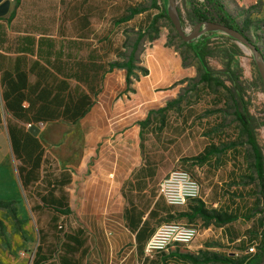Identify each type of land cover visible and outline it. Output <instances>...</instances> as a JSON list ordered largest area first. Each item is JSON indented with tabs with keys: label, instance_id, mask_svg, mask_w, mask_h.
I'll list each match as a JSON object with an SVG mask.
<instances>
[{
	"label": "crops",
	"instance_id": "0c3cea01",
	"mask_svg": "<svg viewBox=\"0 0 264 264\" xmlns=\"http://www.w3.org/2000/svg\"><path fill=\"white\" fill-rule=\"evenodd\" d=\"M150 1L149 6L136 8V0H21L18 5L10 2L8 14L0 17V201L14 203L19 220L29 221L27 204L30 206V203L20 178L22 163L16 157L10 129L28 131V122L9 112L2 76L12 79L13 88L15 79L17 90L24 85L21 92L26 98L21 105L34 110L32 114L37 115L40 109L62 110L42 115L45 121L37 126L40 132L36 137L44 150V158L50 161V168L57 165L59 172L68 171L61 164L72 160L66 161L61 154L70 143L71 125L85 122L82 129L97 132L102 125L97 120L100 110H105L107 121L106 110H129L134 106L133 93L127 92L121 99L119 96L128 89L127 67L134 53L136 32L137 37L142 35L138 41L143 47L142 63L137 65L152 78L143 81L138 92L150 93L161 83L193 75V69L184 64L183 56L169 44L166 35L151 42L150 26L163 8L156 9L154 1ZM193 1L204 3V0ZM222 2L239 7L264 4V0ZM162 5L165 6L164 0ZM187 7L190 10L191 6ZM125 53L128 57H124ZM139 69L133 68L132 72L139 74ZM72 97H84L83 108L87 110L74 124L60 117ZM183 108L186 109L182 111ZM183 108L179 106L177 116L171 120L166 117L163 123V126L174 124V128L166 130L176 131L179 136L162 140L170 143V148L181 141H189L191 146L200 139L206 143L198 152L144 153L145 163L122 183V197L101 200L111 202L112 207L105 208L103 213L114 216L119 228L110 230L114 244L107 253L98 256L99 264H245L249 258L247 249L253 242L258 244L256 256L260 253L264 245V219L259 181L246 183V179L256 178L257 174L255 177L248 172L245 153L238 146L228 144L223 148L222 144L231 134L223 128L219 112L222 104L187 102ZM48 116L58 118L50 120ZM129 121V117L118 120L117 129ZM152 128L157 134L161 131L157 123ZM191 131L198 136H190ZM65 137L69 139L62 150L47 151L45 145L54 140L64 141ZM210 147L214 148L213 152H204ZM153 154L167 157L169 167L164 170L158 160H148ZM200 156L203 158L199 159ZM180 162L190 166L199 179L201 195L185 206L172 207L159 196L155 182H161L172 171L170 166ZM252 163L255 167L254 156ZM19 204L23 205V213ZM29 209L35 214L32 207ZM0 220L3 221L1 217ZM169 221L194 224L200 228V234L190 245H178L151 256L146 254V243L157 227ZM19 256L25 259L23 251Z\"/></svg>",
	"mask_w": 264,
	"mask_h": 264
},
{
	"label": "rangeland",
	"instance_id": "374dc122",
	"mask_svg": "<svg viewBox=\"0 0 264 264\" xmlns=\"http://www.w3.org/2000/svg\"><path fill=\"white\" fill-rule=\"evenodd\" d=\"M162 1H158V6L167 12L168 0H164L165 6L162 5ZM176 1L183 27L186 32L191 33L198 24L189 22L187 5L191 6L195 1ZM150 3V0H136V8L142 5L149 6ZM224 6L237 20L241 31L259 49L260 59L264 63V4L258 3L252 7H239L230 2ZM160 35H166L168 42L183 56L184 64L193 69V75L190 78L178 79L171 83H161L154 86L150 93L143 90L138 92V86L143 81H149L152 78L148 77L147 70L137 65L142 63L140 51L143 50V47L138 41L141 40L142 35L137 37L136 32L133 59V65L134 62L135 65L133 68L134 70L139 68L141 70L139 69V74H136V71H131L128 89L119 96L121 99L126 95L125 93H133L134 106L129 110H123V108L112 111L106 110L109 114L106 116L107 121L104 119L103 111L105 110H100L97 120H101L99 122L102 124V129L100 128L97 132L82 129L85 127V122L71 125L69 129L70 143L61 154L66 161L67 159L72 160V163L61 164L62 168H68L67 174L71 182L64 191L70 200L67 210H57L52 213V210L44 209L32 214L29 208L39 205L40 202L35 197L36 193L35 195L31 193L28 197L30 206L27 204L30 219L28 222H24L17 218L14 203L0 201L4 204L0 205V217L3 219V221L0 220V264H32L40 244L43 245L44 253H49L45 250L50 252L52 250L50 261L53 264H59V255L63 254L61 243L64 241V234L74 233L79 228H83L85 231L89 254L88 256L77 254L73 258L77 259L80 264H99L98 256L105 251L107 253L110 246L114 244L113 235L110 232L117 231L119 228L118 221L114 216L103 213L105 208L112 207L111 202L106 203V201L101 202V200L122 197V183L127 176H131L132 172L137 171L145 163L144 153L198 152L206 143L205 140L200 139L199 142L193 141L191 146L189 141H181L174 148H170L171 144L162 140V138L165 140L179 136L176 131L166 130L167 128H174V124L163 126L164 118L167 117L171 120L177 116L178 107L183 108L187 102L202 105L211 101H219L222 104V109L219 112L221 113L223 128L231 134L230 139L222 144L223 148L226 149L228 144L238 146L240 151L245 153L248 172L256 177V170L252 163L253 149L248 142L245 129L235 116L231 94L213 82L202 80L203 70L198 59L179 36L172 22L166 17L159 18L154 25L150 26L148 36L151 42ZM202 36L205 41L217 47V50L208 58L209 66L215 76L222 78L225 84L231 87V83L224 74L229 62L231 69L238 75L249 115L254 124L258 126L256 139L264 156V83L255 61L254 52L220 31L206 32ZM202 38L199 37L194 40L195 43L193 41L191 43L196 44ZM124 57H128V55L125 53ZM119 106H121L120 102ZM184 109L186 108H183L182 111ZM127 117L130 119L129 123L118 126L117 129L118 120ZM133 117L134 119L131 121ZM155 123L161 127L158 134L152 128ZM41 128L44 129L45 127ZM190 136L197 137L198 133L192 135L191 131ZM68 139L65 137L64 141L54 140L50 142V144L45 145L47 151L52 153L62 150ZM67 152L69 153L67 154ZM85 152L87 153L86 158ZM153 155H150L148 160H158L164 170L169 167L167 157ZM79 159L83 160L84 163H79ZM57 168L58 166L55 165L49 169L50 176H55L56 179L60 177ZM177 168L188 171L200 184L190 166L186 167L183 162H180L175 166H170L169 170ZM256 180L258 181L257 177L246 179V183H254ZM159 184V181L155 182L156 189L159 188ZM45 190V188H38L35 191L43 193ZM260 205L261 209L264 210V204L261 203ZM18 208L23 213V205L19 204ZM53 214L60 217L61 223L57 225L61 224L62 229L55 230L52 227ZM262 216L264 215L262 214ZM39 230H43L46 234V237L42 238L41 241ZM22 251L25 259L19 256Z\"/></svg>",
	"mask_w": 264,
	"mask_h": 264
},
{
	"label": "trees",
	"instance_id": "16d2710c",
	"mask_svg": "<svg viewBox=\"0 0 264 264\" xmlns=\"http://www.w3.org/2000/svg\"><path fill=\"white\" fill-rule=\"evenodd\" d=\"M20 1L21 0H16V5H18ZM153 1L154 7L159 9L157 0ZM187 16L190 23L200 24L213 22L241 31L237 20L226 10L224 4H222L220 0H204L203 4L194 2V4L191 5L190 10H188ZM163 17L169 19L168 13L165 10L160 12L159 16L154 18L153 25L158 21L159 18ZM202 37L203 36H201V38ZM193 42L195 43V41ZM192 43H186V45L190 47L199 61V64L203 70L202 80L204 82H213L215 85L223 87L231 94L235 107V116L245 129L248 136V142L254 152L255 170L260 185L262 203L264 204V156L256 139V130L258 126L254 124L253 119L249 115L248 107L244 101L242 90L240 88L239 77L231 69L229 62L226 70L224 71L227 80L231 83V87L227 86L222 78L215 76V73L210 68L208 63L209 56L217 50V47L211 45L210 42L205 41L204 38H202L200 42H196V44ZM133 59L134 53L132 54L127 67L128 76L126 80L128 84L130 82V73L133 69ZM18 80L21 81V78H18ZM11 81V78L2 76L4 99L6 101L7 108L9 112H11L18 119L28 122L27 124H32V126H41L45 121L43 116H45L47 112H53V114H55L56 111H62L60 109H52V111H50L51 109H40L38 110L37 115L32 114L34 110H27L21 105L26 98L24 93L21 92V89L24 87V85H20L21 87L17 90L16 80L14 79L13 81V83L16 84L14 88L11 86ZM83 104L84 97H80L79 99L72 97L69 107H66L63 110L60 117L73 124L76 123L87 111L86 108H83ZM30 113L33 115L32 117H28ZM46 118L53 120L57 119L58 117L48 116ZM10 133L12 136V143L16 157L22 163V165L19 166V173L27 196L30 197L29 195L31 193H34V195L36 193L35 197L40 202L39 205L35 207L32 206V211L35 213L44 209H48L49 211L52 210L51 212L53 213V211L57 210H67L69 208V198L66 194H64V191L65 187L69 186L71 183L67 171L60 172V177L57 179L55 176H50V161L47 158H44V150L38 138L33 136L29 132V129L28 131H13L10 129ZM213 149V147H210L204 152L209 154V152H213ZM202 158L203 156L199 157V159ZM38 188H45L46 190L43 193L36 192L35 190ZM0 205L4 204L0 202ZM261 212L264 215V210ZM59 223H61L60 217L53 214L51 225L55 230L63 228L61 224L59 226L57 225ZM38 233L40 236V241L42 238L46 237V234L43 232V230H39ZM61 248H63V254L59 255V264H80L77 259L73 258V256L77 254L80 256H86L87 254V241L84 229L79 228L71 234L65 233L64 241L61 243ZM45 251H48L49 253H44L43 245L40 244L37 248L32 264H45L50 261L52 259L50 254L52 250L51 252L49 250ZM249 262L251 264L253 262L258 264L264 263V245L260 247V253L257 256L255 255L254 259H251ZM51 264H53L52 261Z\"/></svg>",
	"mask_w": 264,
	"mask_h": 264
},
{
	"label": "built area",
	"instance_id": "2783aa9c",
	"mask_svg": "<svg viewBox=\"0 0 264 264\" xmlns=\"http://www.w3.org/2000/svg\"><path fill=\"white\" fill-rule=\"evenodd\" d=\"M16 3V0H10ZM32 124H27V128H32ZM201 195V187L198 181L184 169L172 170L159 184V196L172 207L185 206L189 201L197 200ZM200 228L191 223L179 221L164 222L157 227L154 234L145 246L148 255L159 252H168L178 245H190L199 236ZM258 244L253 242L247 249L249 257L245 264L257 254Z\"/></svg>",
	"mask_w": 264,
	"mask_h": 264
},
{
	"label": "water",
	"instance_id": "95a60500",
	"mask_svg": "<svg viewBox=\"0 0 264 264\" xmlns=\"http://www.w3.org/2000/svg\"><path fill=\"white\" fill-rule=\"evenodd\" d=\"M169 7L167 10L168 17L172 22L175 30L179 34V36L186 42L190 43L197 38L201 37L206 32L211 31H220L227 34L229 37L236 39L240 43L249 47L255 55V61L261 75V78L264 83V63L260 59V51L259 49L250 42V40L246 37V35L242 31L235 30L233 28L227 27L222 24H217L213 22H206L198 24L191 33L185 31L180 14L178 12L177 1L176 0H168ZM10 1H2L0 0V17H4L8 14L10 10ZM29 132L33 136H38L40 132V128L37 126H33L29 129Z\"/></svg>",
	"mask_w": 264,
	"mask_h": 264
}]
</instances>
